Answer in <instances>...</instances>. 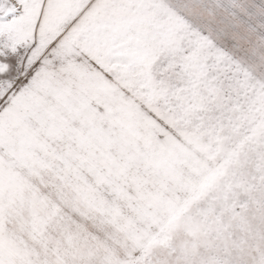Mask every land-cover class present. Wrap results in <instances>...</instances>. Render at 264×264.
Segmentation results:
<instances>
[{
  "label": "snow or ice",
  "instance_id": "6c2138e0",
  "mask_svg": "<svg viewBox=\"0 0 264 264\" xmlns=\"http://www.w3.org/2000/svg\"><path fill=\"white\" fill-rule=\"evenodd\" d=\"M0 264H264V0H0Z\"/></svg>",
  "mask_w": 264,
  "mask_h": 264
}]
</instances>
